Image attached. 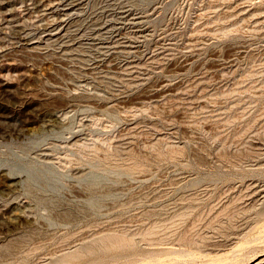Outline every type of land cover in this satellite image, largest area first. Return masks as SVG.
<instances>
[{
    "label": "rangeland",
    "instance_id": "rangeland-1",
    "mask_svg": "<svg viewBox=\"0 0 264 264\" xmlns=\"http://www.w3.org/2000/svg\"><path fill=\"white\" fill-rule=\"evenodd\" d=\"M0 264H264V0H0Z\"/></svg>",
    "mask_w": 264,
    "mask_h": 264
}]
</instances>
